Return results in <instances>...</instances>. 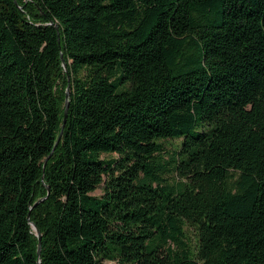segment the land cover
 Masks as SVG:
<instances>
[{
  "label": "trees",
  "instance_id": "trees-1",
  "mask_svg": "<svg viewBox=\"0 0 264 264\" xmlns=\"http://www.w3.org/2000/svg\"><path fill=\"white\" fill-rule=\"evenodd\" d=\"M112 262L264 264V0H0V264Z\"/></svg>",
  "mask_w": 264,
  "mask_h": 264
},
{
  "label": "water",
  "instance_id": "water-1",
  "mask_svg": "<svg viewBox=\"0 0 264 264\" xmlns=\"http://www.w3.org/2000/svg\"><path fill=\"white\" fill-rule=\"evenodd\" d=\"M55 28L58 30V25H55ZM61 59H62V63H63V67H64L65 72H68L67 71V64H66L62 54H61ZM69 89H70V87H68L67 90H66L65 112H64L62 131L60 133V136L58 138V141H57L56 145L59 143V141L61 139V136H62V133H63V129H64V126H65L66 120H67V114H68V108H69V97H70V92H69L70 90ZM46 163H47V159L44 162V167L46 166ZM29 220H30V216H29ZM31 226H32V229L35 230L36 235L38 237L39 244H38L37 254H38V256H40L41 255V239H42V235H41L40 230L36 227V225L34 223H31Z\"/></svg>",
  "mask_w": 264,
  "mask_h": 264
},
{
  "label": "rangeland",
  "instance_id": "rangeland-1",
  "mask_svg": "<svg viewBox=\"0 0 264 264\" xmlns=\"http://www.w3.org/2000/svg\"><path fill=\"white\" fill-rule=\"evenodd\" d=\"M181 141L180 140H166V141H162V145H163V153L167 156L166 158H168L175 149L179 148ZM94 195L97 196H102L104 194V190L102 188H99L98 190H96L94 193ZM35 235L36 232L33 229ZM37 236V235H36ZM188 236L191 239L192 242L195 241V232L192 229L188 230ZM109 264H119L117 262H112Z\"/></svg>",
  "mask_w": 264,
  "mask_h": 264
}]
</instances>
